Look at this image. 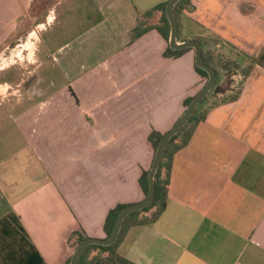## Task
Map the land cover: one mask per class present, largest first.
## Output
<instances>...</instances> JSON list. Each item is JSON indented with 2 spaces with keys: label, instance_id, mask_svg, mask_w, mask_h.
Masks as SVG:
<instances>
[{
  "label": "crops",
  "instance_id": "obj_1",
  "mask_svg": "<svg viewBox=\"0 0 264 264\" xmlns=\"http://www.w3.org/2000/svg\"><path fill=\"white\" fill-rule=\"evenodd\" d=\"M166 1L0 0V76L32 75L18 100L0 81L14 127L0 141V264H67L74 234L104 239L109 211L144 199L149 135L168 132L204 86L193 51L165 58L157 30L133 40ZM177 20L179 42L214 54L217 89L173 159L164 213L128 231L115 263L264 264V0H190ZM22 177L29 189L14 194Z\"/></svg>",
  "mask_w": 264,
  "mask_h": 264
},
{
  "label": "trees",
  "instance_id": "obj_2",
  "mask_svg": "<svg viewBox=\"0 0 264 264\" xmlns=\"http://www.w3.org/2000/svg\"><path fill=\"white\" fill-rule=\"evenodd\" d=\"M170 0H167L164 3H161L151 10H148L147 12L144 13L143 19L139 22V25L134 29L133 31V40L138 39L141 37L143 34L151 31V30H157L159 34L165 39L167 42L168 46L164 52V57L165 58H179L182 55H184L187 52H191L194 50L191 48L187 49H182V50H173L171 49L169 45V39H170V33H171V26L166 14V8ZM190 9V0H182L179 2L176 7H175V16L178 17L179 14L183 13L185 10ZM156 13H161L162 19L161 23L159 25H150L149 20L156 14ZM143 21V22H142ZM180 27V26H179ZM178 38L180 39V33L178 35ZM198 42L201 45L202 48V57L204 62L208 65L214 68V61L215 57L212 51L206 50L204 47V43L202 40H198ZM253 63H255V59L253 60ZM195 71L197 74L203 79L204 81V86L207 84L209 75L206 71L202 70L199 68L195 62ZM215 69V68H214ZM253 69V65L248 66L247 68L242 69V74L244 77L249 76ZM223 70L227 71L228 73H232L236 70H240V65L230 62L226 63L223 66ZM218 75L219 72L217 71ZM217 83L215 84L214 88L212 89L211 92L217 89ZM203 86V87H204ZM195 96L189 97L185 100L184 102V108H186L191 104L192 100L194 99ZM237 95L232 96V99H235ZM207 100V97L204 99V101ZM203 103V102H202ZM201 103V104H202ZM200 104V105H201ZM199 107V106H198ZM206 117L205 112H199L198 109L194 113V115L191 117L187 125L177 134L175 135L168 143L163 161L159 167L158 172L155 175V184H156V195L154 201L151 203L150 206L147 208L141 210V211H136L130 216L126 218V220L123 223L120 236L118 241L108 247L104 246H99V245H90L84 253L81 255L78 264H116L115 263V258H116V253L117 249L119 248L120 244L123 242L126 234L128 231L135 226H143V225H151L156 223L162 214L164 213L166 207H167V202H168V186L170 182V174L172 170V164H173V159L175 155L184 149L190 142L197 126L204 121ZM179 120V119H178ZM176 124V123H175ZM164 134L153 131L149 135V142L151 143L154 151V157L153 161L151 164V167L154 162V158L156 155L157 148L159 146L160 140L163 138ZM151 167L149 170H144L142 172V175L139 179V185L141 187V190L144 195V199L148 196L150 187H149V181H148V175L151 170ZM131 204L127 205H118L114 209L110 210L104 223V233H105V238H109L115 228L116 220L119 215V213L126 207L130 206ZM74 242L72 244V248L76 249L77 246L83 242L84 240L88 239L89 237L76 233L74 234ZM72 258V257H71ZM67 264H71V259L67 262Z\"/></svg>",
  "mask_w": 264,
  "mask_h": 264
},
{
  "label": "water",
  "instance_id": "obj_3",
  "mask_svg": "<svg viewBox=\"0 0 264 264\" xmlns=\"http://www.w3.org/2000/svg\"><path fill=\"white\" fill-rule=\"evenodd\" d=\"M181 1L182 0H170L166 8V14H167L170 26H171L169 45L171 49L173 50H182V49H187V48L193 49L195 53V62L197 66L201 68L202 70L206 71L209 75L208 82L195 95L191 104L183 112V114L181 115L179 120L176 122V124L168 132H166L163 138L160 140L159 146L157 148L156 155L154 158L153 165L148 175V181H149V187H150L148 196L142 201L135 203V204H131L130 206L124 208L119 213L117 220H116L114 231L109 238L107 239L88 238L84 240L83 242H81L77 246V248L75 249L72 255L71 264H78V261L81 255L90 245H99V246H104V247L114 245L119 239L120 232H121L123 223L126 220V218L130 216V214L136 211H141L151 205L156 195L155 175L158 172L159 167L163 161V157H164L169 141L187 125L191 117L196 112L198 106L204 101V99L212 91V89L214 88L217 82V79H218L217 70H215L211 66H208L204 62L203 57H202V48H201L200 43L197 40L179 42V38H178L179 23H178L177 17L175 16L174 10H175L176 5Z\"/></svg>",
  "mask_w": 264,
  "mask_h": 264
},
{
  "label": "rangeland",
  "instance_id": "obj_4",
  "mask_svg": "<svg viewBox=\"0 0 264 264\" xmlns=\"http://www.w3.org/2000/svg\"><path fill=\"white\" fill-rule=\"evenodd\" d=\"M143 22V21H142ZM56 32L57 31V27H54L52 30H50L49 32L50 33H52V32ZM73 32V31H72ZM69 34H71V33H69ZM67 36H68V34H67ZM55 43H60V42H55ZM54 50H55V48H54ZM13 61H15L14 59H13ZM24 62V61H23ZM25 63V62H24ZM230 63V62H229ZM31 64V63H30ZM222 69H223V67H221ZM28 69H30L31 70V68L28 66ZM49 74H50V70H49V72L47 73V74H41V73H39L38 74V76L37 77H39L40 78V84H42L43 83V85H44V87H46V88H43V89H47V88H49L50 86H49V84H48V87H47V85H45V83L47 82V81H45L44 82V79H47L48 80V77H49ZM36 76V75H35ZM14 77V78H13ZM10 80L9 81V83L11 82V86H10V88H12V90L10 89L9 90V93H10V95H11V99L12 100H18V99H22V98H24V89H23V86H24V84L28 81V80H31L32 79V75H29V74H22V75H17V78H16V76H10V75H7V76H0V81H4V80ZM16 79V80H15ZM35 79V78H34ZM42 80V81H41ZM50 80H48V82H49ZM37 85H38V88H39V84H38V82L36 83ZM17 85H18V87H17ZM21 86V87H20ZM42 89V87H41V90H43ZM211 94V96H213L214 94H213V92H211L210 93ZM36 99L37 100H41V94H40V92H37L36 93ZM232 96H234V95H230V97H232ZM1 103V102H0ZM3 103L4 102H2L1 104L3 105ZM2 108H3V106H2ZM4 109H0V141H1V139L3 138V137H6V135H9V134H11V136H14V132H13V130H14V127H13V125L12 124H10L9 123V119H8V115L9 114H7L6 115V113H4ZM37 113V112H36ZM16 115V114H15ZM13 117V116H12ZM9 133V134H8ZM4 141H9V139L8 138H5V139H3ZM7 144H9V142L7 143ZM7 144H5L4 145V147L7 145ZM0 145H1V142H0ZM1 146H3V144L1 145ZM7 147H9V145L7 146ZM14 148V147H13ZM20 179H22L20 182H23L24 183V185L23 186H21V187H19L18 189H17V191L18 192H16V191H14V194H20L21 192H23V190H27V189H29V187H28V183H30V179H28V178H25V177H22V178H20ZM14 188H11V190H13ZM3 190L5 191V192H7L8 190H9V188H3Z\"/></svg>",
  "mask_w": 264,
  "mask_h": 264
}]
</instances>
